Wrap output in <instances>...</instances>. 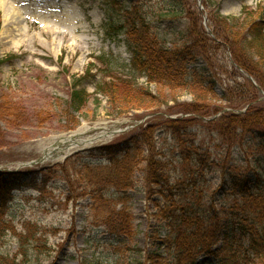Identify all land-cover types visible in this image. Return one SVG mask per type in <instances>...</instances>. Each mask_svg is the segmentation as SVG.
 I'll use <instances>...</instances> for the list:
<instances>
[{"label":"rangeland","instance_id":"1","mask_svg":"<svg viewBox=\"0 0 264 264\" xmlns=\"http://www.w3.org/2000/svg\"><path fill=\"white\" fill-rule=\"evenodd\" d=\"M135 1L142 5L153 34L167 47H173L177 35L190 27L189 18L180 15L169 0ZM187 1L201 12L202 18L213 14L203 0L201 6L198 0ZM215 1L222 17L242 20L248 16L245 19L251 20L264 14V0H229L227 4L226 0ZM130 2L0 0V173L11 179L9 184H16L14 199L5 215L8 224L0 222V264H132L146 259L153 251L163 254L161 239L169 230L159 217V207L166 199L154 191L146 178L147 160L154 156L166 161L169 177L175 182L183 169L185 141L194 140V151L203 155L212 169L204 163L195 169L196 182L187 175L182 178L181 187L191 191L204 189L203 204H212V210L223 212L229 203L221 195L222 168L241 164L242 153L235 147L229 149L207 119L183 112L189 103L198 102L190 90L164 89L132 69L126 35L117 39L109 30L112 23L119 24L130 9ZM252 11L256 15L250 14ZM9 26L12 32L4 35ZM52 26L65 33L54 31ZM219 55V60L225 62L224 54ZM202 66L203 61L198 62L197 67ZM114 77L129 79L136 98L113 99L101 92L100 85ZM76 85L88 96L79 111L70 106ZM136 90H148L157 97L144 102L136 96ZM222 91L219 87L220 96ZM204 98V105L212 111L206 118L216 115L215 105L226 104L211 95ZM259 101H263L260 108L264 109V99L260 97ZM105 120L112 124L118 121L121 129H127L122 132L125 138L118 142L139 140L144 146V161L135 171L134 185L129 190L96 185L89 180V166L108 164L107 153L100 149L83 156L74 154L50 170L46 163L23 165L42 158L41 144L48 143L52 136ZM170 120L181 122L171 128ZM180 128L185 141L173 133V129ZM246 136L250 138L249 134ZM145 140L147 144L142 142ZM109 141L97 142L93 147ZM124 207L133 215L132 238L114 235L107 222L109 212L119 213ZM218 217L223 222L226 219L223 214ZM8 226L13 229L3 232ZM19 234L27 236L23 246ZM197 261L208 264L212 258L202 254Z\"/></svg>","mask_w":264,"mask_h":264},{"label":"trees","instance_id":"2","mask_svg":"<svg viewBox=\"0 0 264 264\" xmlns=\"http://www.w3.org/2000/svg\"><path fill=\"white\" fill-rule=\"evenodd\" d=\"M130 1V9L125 11L119 24L112 23L109 30L115 38L122 32L126 35L132 54V69L144 73L149 83L158 82L164 89L181 87L190 90L198 102L189 103L183 112L194 113L201 119L212 114L204 105V97L211 95L219 98L217 100H224L225 105H215L214 109L215 114L222 115L209 121L208 125L220 133L229 149L235 147L242 153L241 164L233 163L230 167L224 165L222 168L224 180L221 195L229 203L223 212L212 210V204L208 207L203 204L204 189L191 191L180 185L184 176L189 175L193 179L195 169L202 168L204 163L209 169L212 166L206 163L203 155L194 151V140L191 143L185 141L182 129H173L176 137L185 141L187 149L182 150L183 169L180 177L175 182L171 181L168 163L154 156L147 160L146 168V178L154 191L166 199L159 207V217L169 230L161 239L160 247L164 252L153 251L146 255V259L135 260L132 264H199L197 259L202 254L212 258L208 264L264 263V109L260 108L263 101H259L261 95L258 88L264 90V14L260 13V17L251 20H246L248 16L242 20L222 17L218 14V2L203 0L209 12L213 11L216 15L208 14V25L215 35L212 38L203 26L204 18L197 8L190 6L187 0H169L180 15L190 20L187 32L179 33L178 40L170 48L153 34L142 5L135 0ZM250 14L255 13L252 11ZM220 52L224 54L225 62L219 60ZM200 61H203V66L197 67ZM192 64L194 68H190ZM92 67H89V72ZM241 68L254 77L258 87ZM111 79L100 85L101 92L111 95L113 99L135 97L129 79ZM219 87L223 89L221 96ZM136 91V96L143 101L157 97L148 90ZM71 96L70 106L76 111L81 110L88 101L86 91L77 89V85ZM245 107H248L246 112L238 113ZM180 122L170 120L168 123L172 128ZM142 142L148 143L146 140ZM100 150L107 153L109 164L89 166V180L96 185L129 190L134 185L135 171L144 161L142 143L127 140L106 145ZM194 153L197 154L196 158ZM192 181L195 183L196 179ZM14 186V181L9 184V178L0 175L1 225L8 224L5 215L14 199L11 194ZM220 214L225 215L224 222L218 217ZM107 222L112 225L114 235L132 238L133 215L127 207L119 213L109 212ZM9 229L13 228L5 227L3 232ZM27 230L31 232L29 226ZM19 237L21 246L25 245L27 236L19 234Z\"/></svg>","mask_w":264,"mask_h":264},{"label":"bare ground","instance_id":"3","mask_svg":"<svg viewBox=\"0 0 264 264\" xmlns=\"http://www.w3.org/2000/svg\"><path fill=\"white\" fill-rule=\"evenodd\" d=\"M228 1L229 0H226L225 3L227 4ZM4 22L5 24H7V19H5ZM10 26L5 29L4 35L8 34L9 32H12ZM47 27L48 24H45L44 28ZM51 28L56 32L65 33L64 31L57 30L56 26H52ZM118 128H120L118 121L113 122L112 124L107 120H105V121H101L100 123L96 122L92 126H89L88 123H85L79 130L73 133L52 136V138L48 141V143L45 142L46 144L45 143L43 144L42 142L41 147L43 148L42 150L46 152L45 159H48L51 154L52 156L56 155L62 157L64 156L65 152L71 153L74 150L85 148V146H92L97 142H103L106 141L107 139H110L111 131L116 130ZM95 132H96L95 136L91 137V134ZM58 146H63L64 147L63 150L56 148ZM60 151H64V153ZM63 158L64 157L55 160L56 162H58V161H62Z\"/></svg>","mask_w":264,"mask_h":264},{"label":"water","instance_id":"4","mask_svg":"<svg viewBox=\"0 0 264 264\" xmlns=\"http://www.w3.org/2000/svg\"><path fill=\"white\" fill-rule=\"evenodd\" d=\"M199 1V3L201 2V0H198ZM205 21H206V18H205ZM263 92V91H262ZM264 93V92H263Z\"/></svg>","mask_w":264,"mask_h":264}]
</instances>
